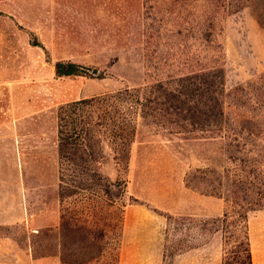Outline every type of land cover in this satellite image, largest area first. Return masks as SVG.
<instances>
[{"label":"rangeland","instance_id":"obj_1","mask_svg":"<svg viewBox=\"0 0 264 264\" xmlns=\"http://www.w3.org/2000/svg\"><path fill=\"white\" fill-rule=\"evenodd\" d=\"M169 2L0 0V264H62L57 236H36L60 222L58 107L182 70L183 47H199L187 32L197 37L203 25H169L177 15ZM214 27H221L227 90L264 73V27L250 7ZM56 61L75 63L85 74L58 76ZM226 164L221 140L161 127L137 128L127 169L105 146L99 168L121 183L112 187L116 207L109 213L113 221L122 216L118 264H241L238 231L225 238L217 220L224 199L195 201L183 188L192 173L203 187L197 169ZM218 203L221 213L207 216L204 209L218 210ZM247 219L252 264H264V208ZM33 240L56 246L34 258Z\"/></svg>","mask_w":264,"mask_h":264},{"label":"trees","instance_id":"obj_2","mask_svg":"<svg viewBox=\"0 0 264 264\" xmlns=\"http://www.w3.org/2000/svg\"><path fill=\"white\" fill-rule=\"evenodd\" d=\"M169 1V13L177 11L169 25H203L197 37L194 30L187 32L199 40V47L195 51L193 46L183 47L182 70L169 72L164 80L58 107L60 222L37 231L36 236H57L62 264H118L122 216L113 221L109 213L116 207L112 187L121 183L104 175L99 163L108 146L116 165L127 169L130 146L140 125L223 142L227 164L222 170L197 169L203 172V187L194 182L195 173L186 186L224 199L226 210L217 220L227 233L225 238L231 237L233 229L238 231L241 264H252L248 213L264 208V73L227 90L225 54L217 39L221 27L217 32L214 25H220L226 14L250 7L264 27V0ZM54 67L58 76L85 74L72 62L56 61ZM56 245L33 240L32 255H51L42 250Z\"/></svg>","mask_w":264,"mask_h":264},{"label":"crops","instance_id":"obj_3","mask_svg":"<svg viewBox=\"0 0 264 264\" xmlns=\"http://www.w3.org/2000/svg\"><path fill=\"white\" fill-rule=\"evenodd\" d=\"M184 190L186 191V193L194 196V200L195 201H205V200H208V201H211V200H214L213 197H210L208 195H205V194H198L190 189H188L187 187L183 186ZM218 210H216L215 208H213V210L211 209L212 207H210L209 209H204L205 210V213L207 216L209 217H215L217 215H219L221 213V203H218ZM201 208V207H200ZM254 264H255V260H254Z\"/></svg>","mask_w":264,"mask_h":264}]
</instances>
